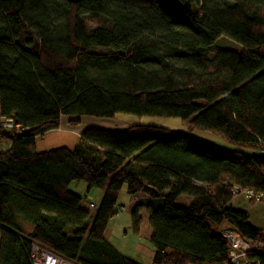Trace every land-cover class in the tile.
Masks as SVG:
<instances>
[{
	"label": "trees",
	"instance_id": "1",
	"mask_svg": "<svg viewBox=\"0 0 264 264\" xmlns=\"http://www.w3.org/2000/svg\"><path fill=\"white\" fill-rule=\"evenodd\" d=\"M117 114L180 119L255 154L149 125L35 151L61 117ZM261 150L264 0H0V264H32L33 247L69 264H138L105 237L123 187L143 197L130 215L137 233L147 214L151 264H226L225 227L264 264V230L231 207L234 186L264 192ZM72 182L102 192L92 213Z\"/></svg>",
	"mask_w": 264,
	"mask_h": 264
},
{
	"label": "rangeland",
	"instance_id": "2",
	"mask_svg": "<svg viewBox=\"0 0 264 264\" xmlns=\"http://www.w3.org/2000/svg\"><path fill=\"white\" fill-rule=\"evenodd\" d=\"M216 45L228 50L236 52L239 51L238 45L224 38L218 39ZM89 119L93 121L92 123L87 124L89 125L88 127H90L89 129H98V127H103L104 130L125 131V129H128L130 126L149 125L164 128L170 131L186 133L192 139L217 147L255 154L251 150H246L245 148L230 144L217 134L199 129H189L186 122L180 119L137 117L126 114H117L114 116V119H95L91 117H89ZM94 120L103 121L105 124L98 123ZM7 146L8 145L6 144L3 146V148ZM68 189L70 192L81 198L82 206H87L88 209L86 208V210H88L89 213H92L94 210H91L88 204L92 203L97 208L102 197V192L96 189H92L87 193L86 185L82 182H72ZM137 200L138 197L131 198L127 195L125 187L121 189L117 199L116 210L119 207H123L124 211L118 212L117 215L109 221L105 230V237L109 244L121 255L138 264H151L154 255V249L150 242L151 230L148 228L147 214L144 210H141L138 214V232H133L130 211L135 207ZM190 201L191 199L188 197H179L176 201V205L187 207ZM231 207L246 212L248 215L249 224L255 229L264 230V204L260 203L249 205L248 202L243 200L241 197H234L231 202ZM35 256L36 260L40 261L41 252L38 250Z\"/></svg>",
	"mask_w": 264,
	"mask_h": 264
},
{
	"label": "built area",
	"instance_id": "3",
	"mask_svg": "<svg viewBox=\"0 0 264 264\" xmlns=\"http://www.w3.org/2000/svg\"><path fill=\"white\" fill-rule=\"evenodd\" d=\"M17 130V127L13 124L11 119H5L1 121V130L5 132H12ZM260 154L264 155V150L260 151ZM232 195L234 197H241L245 201H249L255 204H264V192L255 191L253 189H243L238 186L232 188ZM91 210L95 209V205L92 203L88 204ZM124 211L123 207L117 209L118 212ZM221 237L227 243V262L226 264H260L257 259L258 255H261L262 252L257 251L254 246L243 239L237 232L229 229L223 228L220 231ZM38 250L41 252L40 261L36 260V254ZM69 264L65 261L45 252L37 247L32 248V264Z\"/></svg>",
	"mask_w": 264,
	"mask_h": 264
},
{
	"label": "crops",
	"instance_id": "4",
	"mask_svg": "<svg viewBox=\"0 0 264 264\" xmlns=\"http://www.w3.org/2000/svg\"><path fill=\"white\" fill-rule=\"evenodd\" d=\"M111 119H114V117ZM94 121H97L98 123H104L103 121ZM92 122L93 121L89 119V117H61L58 129L46 133L42 138L36 139L35 151L37 153H42L57 148H66L68 150H73L78 143L80 134L84 130L89 129L90 127H88L89 125L87 124ZM101 128L102 130H104L103 127H98V129ZM136 197H138V200L143 198L141 196ZM80 208L86 209L87 206H82L81 203ZM22 229L26 232L30 230V228L25 225L22 226Z\"/></svg>",
	"mask_w": 264,
	"mask_h": 264
},
{
	"label": "water",
	"instance_id": "5",
	"mask_svg": "<svg viewBox=\"0 0 264 264\" xmlns=\"http://www.w3.org/2000/svg\"><path fill=\"white\" fill-rule=\"evenodd\" d=\"M69 4H77L86 0H65Z\"/></svg>",
	"mask_w": 264,
	"mask_h": 264
},
{
	"label": "bare ground",
	"instance_id": "6",
	"mask_svg": "<svg viewBox=\"0 0 264 264\" xmlns=\"http://www.w3.org/2000/svg\"><path fill=\"white\" fill-rule=\"evenodd\" d=\"M132 210V209H131ZM131 212V211H130ZM48 264H51V263H48Z\"/></svg>",
	"mask_w": 264,
	"mask_h": 264
}]
</instances>
